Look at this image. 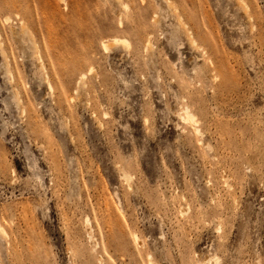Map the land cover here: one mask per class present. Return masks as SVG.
Masks as SVG:
<instances>
[{
  "label": "rangeland",
  "instance_id": "374dc122",
  "mask_svg": "<svg viewBox=\"0 0 264 264\" xmlns=\"http://www.w3.org/2000/svg\"><path fill=\"white\" fill-rule=\"evenodd\" d=\"M248 2L0 0V264H264Z\"/></svg>",
  "mask_w": 264,
  "mask_h": 264
},
{
  "label": "bare ground",
  "instance_id": "6f19581e",
  "mask_svg": "<svg viewBox=\"0 0 264 264\" xmlns=\"http://www.w3.org/2000/svg\"><path fill=\"white\" fill-rule=\"evenodd\" d=\"M237 2L240 4V6L243 8V10L245 11V13L247 14V16H248V18H249V20H251L252 22H254V20L256 19V14H255V10H254V8L250 5V3L248 2V0H237ZM123 5L125 6V7H127V5L128 4H126V3H123ZM123 6V7H124ZM124 7V8H125ZM8 18V17H7ZM6 20H8V19H6ZM176 20L178 21V24H179V26L181 27V28H183L184 29V31H185V33H186V36H187V38H188V40H189V42H190V44L193 46V47H195V48H197L198 47V42H197V40H196V38H195V36H194V34H193V32H192V30L189 28V26H188V23H187V21H186V19H185V17L183 16V14H181L180 12H176ZM21 24H22V21H21ZM23 25V24H22ZM26 33H28V35L29 36H31V33L29 32V31H26ZM123 42V43H125V44H127L128 46L130 45V41H129V39H127L126 37H124V36H114L113 38H112V40L111 41H108V40H104L103 42H102V45H103V47H104V49L106 50V51H109L110 50V48H111V46L113 45V44H116V43H119V42ZM122 43V44H123ZM151 46V43H150V41L148 40L147 41V45H146V47L148 48V47H150ZM152 48V47H151ZM4 54H5V51H4ZM45 69V68H44ZM89 69H92L93 70V67L92 68H89ZM7 72L10 74L11 72H10V70H9V68H8V66H7ZM89 72H91V70H89ZM84 73V72H83ZM81 74V77H80V81L81 82H84V79H85V75L84 74ZM50 88V87H49ZM16 89V88H15ZM13 98H14V100L16 101V103L17 104H20V101H21V97L19 96V93L17 92V91H14V94H13ZM178 116L183 120V121H185V122H193L194 124H198V121H199V118H198V116L196 115V113L193 111V110H191V108L188 106V105H185L182 109H181V111L180 112H178ZM198 130V129H197ZM205 146L207 147V148H210V144L209 143H205ZM1 158H0V166H1ZM86 222H87V226H89V234H90V237H92V232H91V230H92V225H91V221H90V219L89 218H87L86 217ZM0 234H2L3 235V237H7L8 236V232H7V230H6V228L4 227V226H2L1 224H0ZM136 236V238H137V240H139V237L137 236V235H135ZM150 263V262H149ZM100 264H104L102 261H100Z\"/></svg>",
  "mask_w": 264,
  "mask_h": 264
}]
</instances>
